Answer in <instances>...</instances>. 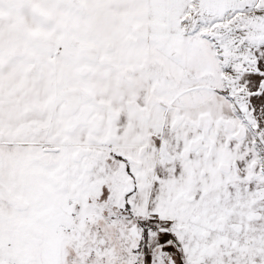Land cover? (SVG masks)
Here are the masks:
<instances>
[{"label":"snow or ice","instance_id":"snow-or-ice-1","mask_svg":"<svg viewBox=\"0 0 264 264\" xmlns=\"http://www.w3.org/2000/svg\"><path fill=\"white\" fill-rule=\"evenodd\" d=\"M0 264H264V0H0Z\"/></svg>","mask_w":264,"mask_h":264}]
</instances>
